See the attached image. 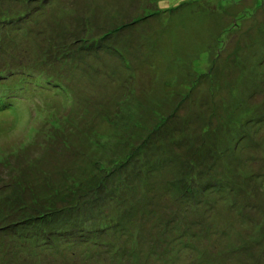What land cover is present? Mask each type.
<instances>
[{"label":"rangeland","instance_id":"374dc122","mask_svg":"<svg viewBox=\"0 0 264 264\" xmlns=\"http://www.w3.org/2000/svg\"><path fill=\"white\" fill-rule=\"evenodd\" d=\"M0 220V264H264V0H0Z\"/></svg>","mask_w":264,"mask_h":264},{"label":"trees","instance_id":"16d2710c","mask_svg":"<svg viewBox=\"0 0 264 264\" xmlns=\"http://www.w3.org/2000/svg\"><path fill=\"white\" fill-rule=\"evenodd\" d=\"M110 120H111V118H110ZM109 122H111V121H109ZM207 130L208 129L205 127L204 128V132H206ZM197 149H200V146H198ZM214 150H216V149L215 148H213L212 150L210 149L211 154H213V151ZM194 166L198 168V166H199L198 165V162H196L195 160L191 159L188 162V169L191 172L188 173V174H186L184 176L185 179L183 178V180H182L184 182L183 183L184 184L183 187H184V190L185 191H188V189L193 184H196L197 183L196 181L198 179L197 178L198 175L195 173V170L196 169L194 168ZM186 177H188V178H186ZM173 182H166L167 183L166 186L169 187L168 184L173 183ZM196 186H197V184H196ZM153 188H154V184L147 183L145 185V194H142L141 195L143 197L138 198L139 199L138 201L143 203L142 204V208H144V209H146V206L147 205H152V204L154 205V203H157L154 200V197L152 195L153 194ZM206 189L207 190L210 189V184L209 183H205L204 184L203 190H206ZM182 194L183 193H181V192L179 193L180 196ZM138 201L135 203L134 209H138L139 208V207L138 208H135L139 204ZM112 202H113V200H112ZM158 204H159V202H158ZM120 205H127V204H116L115 206H111L110 207V209H111V212L110 213L108 212L109 210L103 209V211L100 212L99 215H94L93 214L95 221L97 220L96 224H97V226H99V228L101 230H103L104 236H105V231H108V230L109 231H113L112 229L117 230L118 227H119V229L121 231L126 232L125 231L126 228L124 226H126V224L128 222H130V220L127 218V216L129 214H131L130 211L131 210H134V209L131 208L133 206H131V207H129V206L121 207ZM37 206H39L38 203L35 204V203H32V201H30L28 204H26L25 206L21 207V209L23 208V209H27V210L30 211V209H32L34 207H37ZM41 207H42V205H41ZM83 207H85V203L84 202H81L80 200L79 201L77 200L73 205L68 206L66 208H63V209L67 212L68 210H73V209L78 210V209H82ZM60 210H62V209H59L57 211H60ZM117 210H118V212H117ZM47 213H49V212H47ZM47 213H46V215H44L42 217H44L45 219L49 220L50 218H48L47 216L50 213L48 215H47ZM88 215L90 216L91 215V212H88ZM6 218H9L10 219L11 216L9 215ZM81 221H83V220H81ZM63 224H65V222H63ZM10 226H11L10 222L2 223V224L0 223V231L3 230L5 233L7 232L6 234L10 235V239H11V240H8L10 242V244L7 243L8 242L7 240H6V242L5 241H1L0 242V258L3 261L6 259L4 257L6 255V252L12 248V244L15 246V244H14L15 242H20V244L19 245H16L15 247H17V246L21 247V243H22L23 238L25 236H27L26 233H25L27 231L26 230L27 228L24 229V233L18 231L19 232V235L20 236H23V238H21L17 234V232L11 235L10 232L7 231V228L10 227ZM73 227H75L73 230H69V229H65L63 227H60V228H58V230L56 232H57V234L62 239L67 238L68 236L69 237L72 236L74 238V240H79L81 242H86V244H90V243L91 244H96V243H98V239L96 238V231L93 228H91V226L85 225V224L81 223V224H79L77 226H73ZM19 239H21V240L19 241ZM27 239L28 238H25V240H27ZM45 240H47V238ZM36 243H37V246H38L39 243L41 244V241L37 240Z\"/></svg>","mask_w":264,"mask_h":264}]
</instances>
